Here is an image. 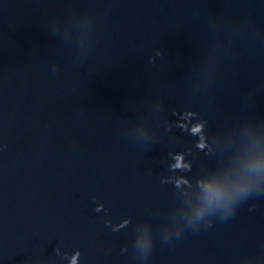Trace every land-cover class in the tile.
<instances>
[{"label": "water", "instance_id": "obj_1", "mask_svg": "<svg viewBox=\"0 0 264 264\" xmlns=\"http://www.w3.org/2000/svg\"><path fill=\"white\" fill-rule=\"evenodd\" d=\"M0 264H264V0H0Z\"/></svg>", "mask_w": 264, "mask_h": 264}]
</instances>
